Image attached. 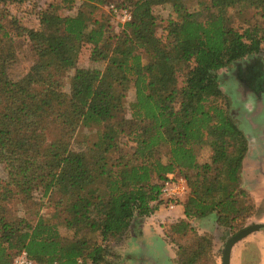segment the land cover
<instances>
[{
  "label": "trees",
  "instance_id": "1",
  "mask_svg": "<svg viewBox=\"0 0 264 264\" xmlns=\"http://www.w3.org/2000/svg\"><path fill=\"white\" fill-rule=\"evenodd\" d=\"M207 1L211 12L201 19L185 0H61L67 11L78 4L64 17L53 4L42 10L37 0H0L31 8L37 27L15 18L5 26L8 14L0 10V264L21 252L33 264H117L112 246L129 228L160 207L169 210L159 196L171 174L188 188L174 202L184 219L164 226L174 264H200L209 249L191 221L215 214L217 226L241 231L254 214L252 199L236 186L246 140L213 102L223 97L220 70L264 57V0ZM108 4L131 16L117 34L95 13ZM161 6L176 19L157 20L153 9ZM231 8H255L263 24L233 26ZM19 39L33 64L13 80L8 63ZM83 47L101 68L77 67ZM129 88L134 97L126 106ZM79 129L90 136L77 145ZM202 145L211 156L200 165L195 150ZM13 202L52 212L25 218L9 209Z\"/></svg>",
  "mask_w": 264,
  "mask_h": 264
},
{
  "label": "rangeland",
  "instance_id": "2",
  "mask_svg": "<svg viewBox=\"0 0 264 264\" xmlns=\"http://www.w3.org/2000/svg\"><path fill=\"white\" fill-rule=\"evenodd\" d=\"M41 5L42 10L46 9L50 4L56 6L57 14L61 17L67 15H74L77 10L78 4L74 6L71 11H67V5L62 3L61 0H37ZM111 5L100 6L97 12L101 13L102 18L105 17L107 19V26L109 31L113 34H117L121 29L122 25L118 23L114 14L110 10ZM185 8L189 12H194L199 15L201 19H204L208 12H211L209 9L207 0H185ZM0 10L5 12L4 14H8L7 18L4 19L3 23L5 26H8V21L10 18H15L19 22V24L25 28H33L36 30V24L33 23L31 16L33 11L31 8H24L22 6H0ZM4 10V11H3ZM119 10V9H117ZM213 12V11H212ZM25 14V17L20 18V14ZM19 14V15H18ZM153 14L157 20L162 22H166L168 18L173 20L176 19V15L172 12L169 7H156L153 9ZM227 15L229 17V22L233 26H241L243 23L249 22L250 24L262 25L260 12L255 8H231L227 11ZM163 23V24H164ZM165 25V24H164ZM161 26H159L157 30V36H162ZM15 54L13 59L8 63V74L13 80H18L23 77L29 70L30 66L33 64V58L30 53V48L27 42L22 39L15 41ZM78 68H101L98 64H92L89 61V49L87 47H83L80 51L77 61ZM72 71L67 74V77L64 80V90L67 92L69 87V77L72 75ZM183 72H179L177 75V87L180 88L183 84ZM218 83L220 86V90L223 93V97L221 99L215 100L213 103L220 108H222L229 116L232 117V120L238 130L246 135L250 134L253 139L259 144H261L264 149V140H261L259 136H264V57L251 55L247 58L236 61L227 69L220 70L218 72ZM134 93L132 88H129L126 93L125 105L128 106L133 101ZM253 126L254 129H253ZM84 136H90V130L88 129H79L74 137L73 141L79 145L80 140L84 138ZM249 136V135H248ZM196 160L198 164L207 163L211 156V151L205 145L202 147L196 148ZM260 152V151H259ZM258 154V153H257ZM0 180L4 182L6 180V170L3 165H0ZM238 189H241V184L236 185ZM255 205L256 212L253 218H258L261 215H264V191L255 192ZM9 209L11 211H19V215L25 216V218L31 219L33 214L37 212L38 204L35 203V206H21L17 207L14 202L9 205ZM165 215L174 213L175 209L167 210L164 207ZM174 210V211H173ZM41 213H51V207H44L39 210ZM214 221L216 222V215L211 214ZM209 215V216H211ZM207 216V217H209ZM209 222L202 223L200 219V226L193 227L194 229H198V227H203L206 231L199 236H204L209 241V249L207 250V254L200 261V264H221L222 251L227 240L236 234L239 231H235L238 227H235V230H231L229 228L217 226L215 229L212 224V220ZM199 220V219H197ZM196 220V221H197ZM168 222H164L166 226ZM203 225V226H202ZM239 225V223H237ZM254 225L253 223L247 222L244 224V228ZM198 230H196L197 233ZM63 237H69L70 233H67L64 229L60 231ZM124 241L120 239L112 246V253L115 256L114 261L117 264H126L124 259ZM240 246V245H239ZM249 246L246 245V251L248 252ZM241 248L238 247V251ZM241 251H239V254ZM244 254H247L246 252ZM236 261V259H235Z\"/></svg>",
  "mask_w": 264,
  "mask_h": 264
},
{
  "label": "crops",
  "instance_id": "3",
  "mask_svg": "<svg viewBox=\"0 0 264 264\" xmlns=\"http://www.w3.org/2000/svg\"><path fill=\"white\" fill-rule=\"evenodd\" d=\"M242 135L246 140L247 148L238 174V183L241 184V189L252 199L255 214V192L264 191V149L262 148L263 145L261 146L255 140L250 139V137L253 139L252 136L254 135L248 134V136L244 133ZM262 137L264 138V136H259V138ZM163 210L160 207L150 217L142 220L137 229L129 228L121 238L125 244L123 247L125 249L123 261L126 264H174L175 249L169 239L166 238L164 222H172L171 218L181 220L184 219V216L181 207L175 208L174 213L167 215ZM254 214L248 221L256 225H264V215L253 218ZM213 217L211 215L202 218L201 221L204 224ZM214 220H212V224L215 229L217 225ZM191 225L192 227L200 226V219L191 221ZM196 230H198V235L206 232L203 227H198ZM246 245L250 247L248 252L246 251ZM238 247L241 248L239 250L241 251L240 254ZM245 252L247 254H244ZM229 264H264V230L259 229L237 242L231 249Z\"/></svg>",
  "mask_w": 264,
  "mask_h": 264
},
{
  "label": "built area",
  "instance_id": "4",
  "mask_svg": "<svg viewBox=\"0 0 264 264\" xmlns=\"http://www.w3.org/2000/svg\"><path fill=\"white\" fill-rule=\"evenodd\" d=\"M109 8L119 24L124 25L130 21L131 16L127 11L117 10L113 6ZM187 191L188 188L185 179L171 174L167 176L160 190L159 199L166 204L169 210H172L175 208L174 202L184 199L187 195ZM12 264H33V262L28 259L26 253L21 252L14 256Z\"/></svg>",
  "mask_w": 264,
  "mask_h": 264
},
{
  "label": "water",
  "instance_id": "5",
  "mask_svg": "<svg viewBox=\"0 0 264 264\" xmlns=\"http://www.w3.org/2000/svg\"><path fill=\"white\" fill-rule=\"evenodd\" d=\"M260 229V225H251L243 230L237 232L233 236H231L227 242L225 243L222 251V257H221V264H229V259H230V252L232 247L239 241H241L243 238L248 236L249 234L258 231Z\"/></svg>",
  "mask_w": 264,
  "mask_h": 264
},
{
  "label": "flooded vegetation",
  "instance_id": "6",
  "mask_svg": "<svg viewBox=\"0 0 264 264\" xmlns=\"http://www.w3.org/2000/svg\"><path fill=\"white\" fill-rule=\"evenodd\" d=\"M261 140H264V138L262 137V138H260Z\"/></svg>",
  "mask_w": 264,
  "mask_h": 264
}]
</instances>
